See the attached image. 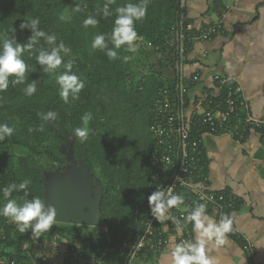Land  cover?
Listing matches in <instances>:
<instances>
[{"label": "trees", "instance_id": "trees-1", "mask_svg": "<svg viewBox=\"0 0 264 264\" xmlns=\"http://www.w3.org/2000/svg\"><path fill=\"white\" fill-rule=\"evenodd\" d=\"M129 2L138 3L139 0H114L109 5L112 15L104 18L101 9L108 0H0V37L6 34L10 39L14 35L18 43H26L32 33L29 29L21 30L20 24L38 18L41 30L56 34L57 45L62 42L71 49V54L64 61L71 60V71L85 82L75 107L67 113L55 75L43 73L36 62L38 53L23 54L22 58L28 65L25 82L12 85L10 78L8 89L0 92V124L6 123L15 129L11 137L0 141V190L11 183L19 184L27 179L31 181L27 198L39 197L45 201L46 180L38 159L45 156L62 171L67 157L59 147L69 142L74 161H82L92 176L97 168L104 182L99 210L100 222L105 231L55 223L44 237H54L72 251L76 242L81 244L84 251L107 250L102 264H125L131 248L152 220L148 203L152 193H146L151 188V108L157 90L164 84L171 90L175 89V64L179 63L176 42L181 17L179 0H149L146 17L136 23V31L142 37L138 41L139 46L147 41L159 47L158 53L151 52L159 56V69L151 68L155 73L151 78L150 94L139 87L127 88L131 62L124 59L130 54L126 46L117 50L116 59H109L104 51L91 47L95 35L105 34L107 39L114 27L116 9ZM76 5H80L81 11H73ZM65 9L71 16L70 21L59 19V14ZM89 16L99 21L95 28L84 27L83 21ZM182 32L191 36L185 19ZM168 39H174L170 47L165 44ZM107 42L110 48L113 47L110 41ZM41 46L49 48L43 39L36 47ZM188 48L189 42H185L182 51L185 63ZM168 68L174 70V76L163 79V71ZM63 71L65 69L61 67L60 72ZM32 81H36L37 90L34 95L28 96L24 89ZM48 111L58 114L55 121L45 122L38 115ZM86 112H91L93 118L88 125L89 135L82 141L73 133L76 128L83 126L81 117ZM41 125L43 131L39 130ZM193 136L196 137L194 131ZM13 147L28 151L26 156L17 157L15 164L11 163L13 156L9 154ZM8 160L10 162L6 163ZM202 168L200 179L206 178L203 155ZM179 193L185 201L192 202L187 214L199 203L211 209L208 203L198 200L191 192L181 190ZM10 198L23 202L25 197L23 191H14ZM5 202L0 191V206ZM170 213L171 218H175L174 213ZM175 220H179L180 224L184 221ZM7 223L8 220L0 216V234ZM191 227L189 223L190 232ZM125 242L128 248L120 255L116 248ZM5 244L15 247V251L0 252L12 261L11 264H34L32 258L26 255L24 240L16 243L8 236L0 238V245Z\"/></svg>", "mask_w": 264, "mask_h": 264}, {"label": "crops", "instance_id": "crops-1", "mask_svg": "<svg viewBox=\"0 0 264 264\" xmlns=\"http://www.w3.org/2000/svg\"><path fill=\"white\" fill-rule=\"evenodd\" d=\"M184 19L191 36L215 23L221 26L209 41H190L187 62H183V54L179 61L176 73L180 71L186 79L194 70L201 74L199 85L188 93V112L193 109L195 97L205 88L213 87L212 75L219 73L240 83L251 114L263 118L264 0H185ZM202 147L206 181L196 187L237 199L234 209L229 211L233 226L242 239L254 246L257 264H264V133L248 131L243 140L204 134ZM181 211L187 215L186 209ZM207 214L216 221V209H207ZM152 220L155 233L167 239L168 245L158 252L141 250L133 264H171V251L183 232L182 224L178 226L170 212L163 223L154 217ZM190 233L194 240L192 227ZM206 251L215 264H247L242 240L231 234L223 246L209 243Z\"/></svg>", "mask_w": 264, "mask_h": 264}, {"label": "built area", "instance_id": "built-area-1", "mask_svg": "<svg viewBox=\"0 0 264 264\" xmlns=\"http://www.w3.org/2000/svg\"><path fill=\"white\" fill-rule=\"evenodd\" d=\"M179 3L181 17L180 28L176 33V42L179 47L180 61L185 42H190L193 39L202 42L209 41L220 31L221 26L219 23H215L196 36L185 35L182 32L185 0H179ZM173 42L174 39H168L165 44L170 47ZM146 45L148 49L158 53V46L151 42H147ZM162 78H165V74L162 75ZM200 82L199 70H194L188 79L180 71H177L175 89L171 90L164 84L156 92L151 108V125L149 127L153 143L151 188L146 193H152L161 188L167 190L169 187L172 194H180L181 190L191 192L198 200L208 203L217 210L216 222H219L226 212L234 209L237 199L233 195L216 194L196 187L197 184H204L206 181V178H199L203 169L202 136L204 134L228 135L234 139L243 140L248 131L264 133V117L256 118L251 114L243 89L235 78L219 73L212 75L213 87L202 90L194 99L193 109L188 112L186 108L188 93ZM193 131L196 137H192ZM191 205L192 202L184 200L183 205L179 208H172L170 211L174 213L176 219L184 220L186 216L181 210H188ZM152 223L153 220L147 224L141 237L131 248V254L125 264H133L136 254L141 250L158 252L168 245L167 239L161 234L155 233ZM181 228L183 232L177 243L193 240L189 231V223L183 221ZM229 234L242 240V249L246 255L247 264H257L254 246L249 241L242 239L234 226L233 231ZM50 239L54 243L59 242L54 237ZM44 243H46L45 240ZM62 248V251L55 248L50 257L60 260L59 264H102L107 253V250L100 249L84 251L78 242L75 243L73 251L64 245ZM127 248L125 242L120 244L116 251L123 255ZM47 258L43 259L44 264H49ZM11 263L9 258L0 253V264ZM38 263L42 264L39 261Z\"/></svg>", "mask_w": 264, "mask_h": 264}, {"label": "clouds", "instance_id": "clouds-1", "mask_svg": "<svg viewBox=\"0 0 264 264\" xmlns=\"http://www.w3.org/2000/svg\"><path fill=\"white\" fill-rule=\"evenodd\" d=\"M114 0H108V3L103 5L101 9L104 18L112 15L109 5ZM149 0H139L138 3L129 2L125 6L116 9V18L111 34L107 37L105 34L95 35L91 47L104 51L109 59L118 57L117 50L122 46H126V50L135 53L142 39L136 31V23L143 21L147 15ZM75 12L81 11L80 5H76L73 9ZM61 21L69 19L68 10L65 9L59 14ZM39 19L31 18L20 24L21 30L29 29L31 36L26 43H18L15 36L7 38L5 34L0 37V92L6 91L9 87L10 78L12 85L22 84L25 82L26 74L28 73V65L22 58L25 52L30 55H36L43 73L54 74L56 82L59 85V95L61 99L67 103L69 97L76 99L81 90L85 87V82L78 75L71 71L72 61H64L61 53L64 56L71 54V49L66 47L62 42L57 45L56 34H49L39 28ZM99 21L89 16L83 21L84 27H96ZM43 39L49 48L36 46ZM110 41L113 47L108 46ZM50 49V50H49ZM125 60L131 57H125ZM179 65V63H178ZM61 67L65 71L60 72ZM37 90L36 81H32L24 89L28 96L34 95ZM40 118L45 121H55L57 113L48 111L47 113H38ZM92 113L86 112L81 117L82 127L74 130V136L79 137L82 141L86 140L90 129L88 127L92 120ZM40 131H43V125L40 126ZM14 127L6 123L0 124V141L11 137L14 133ZM32 131V129H29ZM30 180L16 184L11 183L5 186L2 190V195L6 201L0 206V216L5 217L8 222L14 223L17 230L24 234L31 230V237L37 239L44 237L45 233H49L55 225L57 213L53 206L46 205V201L39 197L28 199V186ZM14 191H23V202H18L16 199L10 198ZM148 203L152 216L159 223H163L169 219V212L172 208H179L184 203L182 194H172L170 187L157 189L148 197ZM185 223H191L192 232L195 234V239L187 242L177 243L171 251V264H215L212 257L207 254L206 245L209 243L217 247L223 246L226 243L227 235L233 231V219L231 215L224 214L219 222L207 214V206L204 203L197 204L184 217ZM180 225V221H176ZM180 229L178 228V231Z\"/></svg>", "mask_w": 264, "mask_h": 264}, {"label": "rangeland", "instance_id": "rangeland-1", "mask_svg": "<svg viewBox=\"0 0 264 264\" xmlns=\"http://www.w3.org/2000/svg\"><path fill=\"white\" fill-rule=\"evenodd\" d=\"M68 15H69V19H67V21H70L71 16H70L69 12H68ZM146 43L147 42L143 41V44H141L139 46L138 50L135 53L130 52V54L127 55V57H131V59H128L129 62H131L130 63L131 66H130V77L127 80V88L132 89L134 87H139L141 89L146 90V92L150 94L152 92L151 91L152 90L151 78H152L153 73H155L154 71H152L151 68L159 69V67H158L159 56H156V54L153 55L151 53L153 51L148 49ZM61 55H62L63 59H65L66 56H64L63 53H61ZM163 73L165 74V78L171 79L174 76L175 72L172 68H168V69H164ZM78 98H79V95L77 96L76 99L70 98L68 100V102L65 103L67 113H70L72 111V109L75 107L76 100H78ZM65 147H66V144H61L59 147V150L61 152H63ZM9 154L11 156H13L12 159H10L11 163L15 164L16 158L20 157V156H26L28 154V151L21 148V147H13L10 150ZM38 160H39L40 165L44 169L43 174H44V177L46 180L45 185H46V197H47V190L51 187L53 177L55 176V174L57 172H59L60 174L66 173L68 171V168H69V167H67L69 162H68V159H66V164H65L64 168L62 169V172H60L58 166L55 163L51 162V160H49L45 156L40 157ZM10 161L8 160L6 163H8ZM91 177H92L94 183H97L101 187V191H102V187H103L104 182L101 179V177L99 175V171L97 168L94 169V175L93 176L91 175ZM85 227L87 230H91L93 228L98 229V230H104L102 228V224L99 227H88V226H85ZM1 232H2L0 234L1 239L8 236L10 239L14 240L16 243H19L22 240H24L23 247H24V250L26 252V255L29 258L30 257L32 258V262L34 264H39L38 261L43 263L44 262L43 259H46L47 256L51 257L52 251L55 248H56V250H58V249L61 251L63 250L62 243H60V242L54 243L49 237H40L38 239L35 236L31 237V235H32L31 230H29L28 232H26L24 234L20 233L17 230L16 225L14 223L8 222L6 224L5 229H3ZM44 240L46 243H44ZM55 244H57V245H55ZM13 250L15 251L14 246H9L6 244L0 245V251L12 252ZM49 261H50V259L48 260V263H49ZM49 264H59V263L51 262Z\"/></svg>", "mask_w": 264, "mask_h": 264}, {"label": "water", "instance_id": "water-1", "mask_svg": "<svg viewBox=\"0 0 264 264\" xmlns=\"http://www.w3.org/2000/svg\"><path fill=\"white\" fill-rule=\"evenodd\" d=\"M63 153L70 164L69 169L64 174H55L56 181L60 179L47 190L46 205L55 208L56 223L99 227L101 187L94 183L82 161H74L69 142Z\"/></svg>", "mask_w": 264, "mask_h": 264}, {"label": "flooded vegetation", "instance_id": "flooded-vegetation-1", "mask_svg": "<svg viewBox=\"0 0 264 264\" xmlns=\"http://www.w3.org/2000/svg\"><path fill=\"white\" fill-rule=\"evenodd\" d=\"M69 165H70V164H68V166H67V167H69ZM65 169H66V168H65ZM65 169H64V170H65ZM68 169H69V168H68ZM64 170H63V171H64ZM60 172H62V171H60ZM59 179H60V178H58V180H57V181H59ZM57 181H56V178H55V176H54V177H53V179H52L51 186H53V187H54V185H56ZM55 182H56V183H55ZM48 190H49V189H48Z\"/></svg>", "mask_w": 264, "mask_h": 264}]
</instances>
